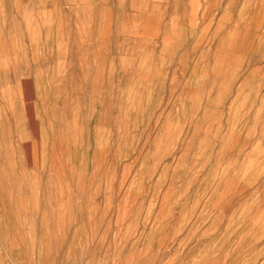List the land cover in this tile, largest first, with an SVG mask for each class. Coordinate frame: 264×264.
I'll use <instances>...</instances> for the list:
<instances>
[{
  "label": "rangeland",
  "instance_id": "rangeland-1",
  "mask_svg": "<svg viewBox=\"0 0 264 264\" xmlns=\"http://www.w3.org/2000/svg\"><path fill=\"white\" fill-rule=\"evenodd\" d=\"M0 264H264V0H0Z\"/></svg>",
  "mask_w": 264,
  "mask_h": 264
}]
</instances>
